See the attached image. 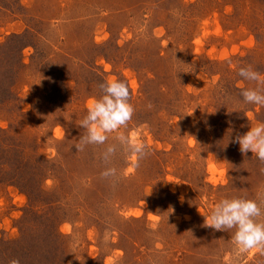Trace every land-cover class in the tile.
Returning a JSON list of instances; mask_svg holds the SVG:
<instances>
[{
  "label": "rangeland",
  "instance_id": "rangeland-1",
  "mask_svg": "<svg viewBox=\"0 0 264 264\" xmlns=\"http://www.w3.org/2000/svg\"><path fill=\"white\" fill-rule=\"evenodd\" d=\"M27 31L0 127L26 160L51 163L45 192L63 186L64 264H264L202 216L230 195L264 213V162L231 142L264 121V106L240 95L257 82L238 75L251 66L264 81V0H0V46ZM111 78L129 86L131 119L77 150L87 102ZM117 132L148 146L135 167ZM19 160L0 152L6 167ZM93 165L115 171L98 177ZM3 171L0 241L22 234L28 206L42 210Z\"/></svg>",
  "mask_w": 264,
  "mask_h": 264
},
{
  "label": "clouds",
  "instance_id": "clouds-1",
  "mask_svg": "<svg viewBox=\"0 0 264 264\" xmlns=\"http://www.w3.org/2000/svg\"><path fill=\"white\" fill-rule=\"evenodd\" d=\"M238 75L245 81L257 82L256 87L241 89L243 102L264 106V89L260 87L264 81L261 80V74L251 66H244L238 68ZM99 87L102 94L88 100L87 114L79 123L84 132L75 144L77 150H83L86 144H103L109 133L127 126L134 111L129 103L130 90L125 81L111 78L105 80ZM116 139L121 145L126 146L135 167L148 146L137 138L136 132L130 135L117 132ZM231 142L238 143L242 154L251 151L258 160L264 162V121L256 122L243 134L237 133ZM114 151V146L109 145L103 153V158L107 160ZM114 171L109 169L102 175H111ZM212 182L215 184L216 180ZM220 182L224 183V181ZM262 215L264 213L255 199L237 195L224 196L214 203L207 215H202L203 226L217 231L234 229L232 242L238 254L249 250L264 252V220L260 219ZM8 264H20V262L18 259H11Z\"/></svg>",
  "mask_w": 264,
  "mask_h": 264
},
{
  "label": "trees",
  "instance_id": "trees-1",
  "mask_svg": "<svg viewBox=\"0 0 264 264\" xmlns=\"http://www.w3.org/2000/svg\"><path fill=\"white\" fill-rule=\"evenodd\" d=\"M29 34V31L23 34L13 33L5 44L0 46V103L14 95L13 86L22 60V50L32 45L27 39ZM246 122V118L244 122L241 121L245 125ZM0 138L4 141L0 145V152L8 155L14 153L20 158L10 168L6 167L7 163L3 161L0 163V169L4 168V174L9 175L7 179L27 193L31 202H41L42 206L41 211H38V205L28 206L22 219L24 226L19 237L0 241V264H8L11 259H18L20 264H64L67 248L64 235L59 229L62 214L66 212L63 209V186L45 192L42 182L50 172L51 163L35 151L33 156L26 160L23 156L24 149L20 144L10 142L12 136L2 127ZM96 168L98 165L92 166L94 175L102 176L104 169L100 171ZM88 192L86 199L91 200L92 192Z\"/></svg>",
  "mask_w": 264,
  "mask_h": 264
}]
</instances>
